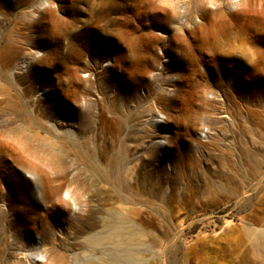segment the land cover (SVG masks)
<instances>
[{
  "label": "rangeland",
  "instance_id": "374dc122",
  "mask_svg": "<svg viewBox=\"0 0 264 264\" xmlns=\"http://www.w3.org/2000/svg\"><path fill=\"white\" fill-rule=\"evenodd\" d=\"M92 1L0 0V49L13 51L15 64L8 74L0 68V98L14 105L0 116V264H103L115 244L133 252L136 264H264V242L254 239L264 231L260 91L241 89L237 98L231 84L200 103L185 96L176 104L182 120L188 107H200L188 126L181 118L174 123L162 99L172 94L160 86L167 82L166 40L176 29L163 9L176 5L179 25L190 10L192 27L201 19L200 0L122 2L117 15L141 57H133L128 41L121 50L99 45L93 59L87 52L67 55L73 8ZM204 1L211 10L212 0ZM237 1L222 0L224 12H239L245 0L228 5ZM45 11L51 16L40 20ZM32 20L42 36L61 35L53 62L42 61L49 46ZM31 46L34 59L27 57ZM251 46L234 41L226 48L251 61ZM263 62L264 55V70ZM50 96L56 111L43 103ZM255 108L261 113L253 115ZM49 113L52 119L43 121ZM44 124L51 133L38 128ZM64 131L72 139L64 140ZM31 135L47 141L25 142ZM12 164L11 188L5 181Z\"/></svg>",
  "mask_w": 264,
  "mask_h": 264
},
{
  "label": "bare ground",
  "instance_id": "6f19581e",
  "mask_svg": "<svg viewBox=\"0 0 264 264\" xmlns=\"http://www.w3.org/2000/svg\"><path fill=\"white\" fill-rule=\"evenodd\" d=\"M124 1L125 0H93L86 5L85 9L73 8L76 13L73 31L69 33L68 36H64V39L68 43L66 47L67 55H77L76 57H78L81 56L83 52H87L88 56L93 59L97 52L96 48L99 45L104 46L107 50H119L121 42L128 41L133 57H141L139 49L134 44L135 38L130 37L128 34V36H126L122 29V20L120 16L117 15V10ZM239 1L240 0L235 3L230 2L228 5L230 8L236 7ZM204 3V0H200L198 4H196V9L201 19L199 23L192 24V27H188L187 24L192 19L190 10L186 12L184 22L179 25L180 16L177 6L169 3L167 7L163 9V12L167 13L173 19V27L176 29V32L169 36V40H166L168 41L166 50L169 54V60L164 65L163 69L166 71L167 82L162 84L160 89H162L164 93L172 94L171 97H164L162 99L168 102L167 105L170 106L171 118L176 124L181 123L178 121L181 118V110L176 104L182 98L186 96L187 98H191V101L200 103L201 101H206L208 95H212L213 97L218 96L220 89H229L231 84L233 87L229 90H231V94L235 95L237 98L241 95L239 90L247 89L248 87L257 88L262 96L261 103H264V82H261V80L263 81L262 75L264 70L260 67L264 55V0H245V4H242V9L239 10V12L241 11L240 15L238 11L226 14L223 10L224 4L222 0H212L209 2L210 5L213 6L211 10L207 9ZM41 5H43V3H41ZM34 13L33 11L30 16ZM51 14L50 11H45L40 16V20H43L47 16H51ZM79 17H82L83 20H80ZM31 22L34 32L36 33L38 31L39 35L36 33L37 37L40 40H44L45 44L49 46L46 55L41 58L42 61H44V63L49 61L53 62L59 54L60 40L58 37L61 35L55 36L56 38L42 36V25L39 24L36 26L37 21L35 22L34 20ZM183 28L185 32L181 33ZM234 41L252 44V56L254 58L251 61L238 60L235 55L226 48V46H229L231 42ZM7 51L8 52L0 49V68L5 74L11 73L15 66V64L13 65L11 62L13 59V51ZM37 52L36 47L31 46L28 48L27 57L34 59ZM85 70L86 72L89 71L87 68H85ZM119 73V66H116V72H113V76L118 78ZM141 79H143V76L139 77V80ZM115 87V89H120L122 87L119 79L116 80ZM132 87L134 86L130 85L128 88L132 89ZM169 88H171V91H168ZM57 89L60 90L61 88L59 87ZM0 92L2 93L3 89L0 88ZM58 92L62 93L63 91ZM56 93L57 90H53L51 96H55ZM63 94L64 96L67 95L64 92ZM2 95L3 96L0 98V116H4L14 110V105L11 101L4 94ZM51 96L43 100V103L48 104L52 112L58 110L56 109L58 108V103L50 104L54 97L51 98ZM223 99L226 102L230 101L226 95H224ZM261 103L257 106L259 107ZM31 107L36 109L37 104L33 102ZM84 107L85 109L87 107L85 102ZM199 107V104L191 105L190 108L188 107V112L196 114ZM252 113L253 115H258L261 113V109L255 108ZM88 114L89 113L86 111L83 116L85 123H89L91 120ZM189 114L184 113L183 120L181 118L183 126H188V124L191 123ZM50 119H52L50 113L42 117V120L46 122L50 121ZM38 128L45 129L47 133H51L52 131L51 128L45 124L41 127L38 126ZM63 137L64 140L72 139L68 138L72 137L68 131H64ZM39 140H41V142L47 141L45 138L40 139L38 136L31 135L27 137L25 142L33 143ZM19 161L21 160L18 156H15L14 162L19 163ZM13 166V164L9 165L8 178H6L7 180L5 181L11 188L12 181L9 179L11 178L10 172ZM130 171L132 172V169ZM48 187L50 188L49 185ZM116 233L117 232L110 233L109 237L116 235ZM258 238L264 242V231L255 235L254 239ZM91 242H93L92 238L86 241L87 244ZM35 256L39 257V255ZM104 256L106 257L102 261L103 264L137 263V258L134 256L133 252H124L117 244L112 246L109 253H104Z\"/></svg>",
  "mask_w": 264,
  "mask_h": 264
}]
</instances>
